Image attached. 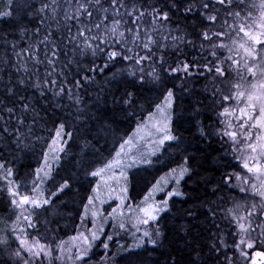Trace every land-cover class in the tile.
<instances>
[{
    "label": "snow or ice",
    "instance_id": "6c2138e0",
    "mask_svg": "<svg viewBox=\"0 0 264 264\" xmlns=\"http://www.w3.org/2000/svg\"><path fill=\"white\" fill-rule=\"evenodd\" d=\"M0 264H264V0H0Z\"/></svg>",
    "mask_w": 264,
    "mask_h": 264
},
{
    "label": "trees",
    "instance_id": "16d2710c",
    "mask_svg": "<svg viewBox=\"0 0 264 264\" xmlns=\"http://www.w3.org/2000/svg\"><path fill=\"white\" fill-rule=\"evenodd\" d=\"M183 103H188V98H185ZM195 148L200 149L201 155H203L204 152V144L202 142L197 143L195 145ZM195 150V149H193ZM20 169L24 172H31V170L36 167V159L35 158H26L20 162L18 165ZM171 166V165H170ZM211 174V173H209ZM198 177H192L191 179L186 178V183L184 185L185 191L188 192L192 196L199 195L204 191V185L202 183H198ZM83 192V190H81ZM176 207L172 210V215L177 218L179 223H184V211L185 210H191L193 205L192 199H186L183 197H177L174 198ZM77 207H79V204H76ZM70 211H74V209H69ZM69 235H72L71 231L68 233Z\"/></svg>",
    "mask_w": 264,
    "mask_h": 264
},
{
    "label": "rangeland",
    "instance_id": "374dc122",
    "mask_svg": "<svg viewBox=\"0 0 264 264\" xmlns=\"http://www.w3.org/2000/svg\"><path fill=\"white\" fill-rule=\"evenodd\" d=\"M145 175H147V174H145ZM148 179L151 180V175H148ZM163 197H164V193H160L157 198L158 199H162ZM174 198H177V197H174ZM108 203H111V201H109ZM114 206L115 205H113V207ZM104 211H105V213L108 212V211H110V209L108 208L107 204H105Z\"/></svg>",
    "mask_w": 264,
    "mask_h": 264
}]
</instances>
